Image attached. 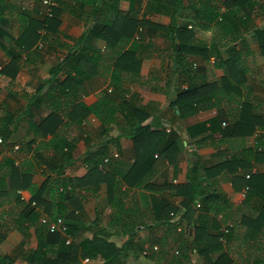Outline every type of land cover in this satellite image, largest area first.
Segmentation results:
<instances>
[{
    "label": "trees",
    "instance_id": "1",
    "mask_svg": "<svg viewBox=\"0 0 264 264\" xmlns=\"http://www.w3.org/2000/svg\"><path fill=\"white\" fill-rule=\"evenodd\" d=\"M70 1L74 2L72 10L89 9L91 18L97 15L107 18L100 21V24H94L83 34V39L100 40L105 44L102 53L86 52L84 60L91 65L96 64L95 61L105 63L106 68L111 69V84L115 87H121L123 74H130L132 82L141 83L140 70L144 60L141 52L151 48L152 36L162 34L170 39L175 69L178 70L182 66L186 72L191 69V65L185 62L188 56H201L205 61L211 56L207 44L196 43L189 27L208 29L214 26L223 39L233 44L226 49L228 59L215 64L223 69V76L218 81L191 85L177 94L171 106L175 108L181 120L204 107H217L218 99H223L222 94L226 95L227 100H231L232 94L227 92L226 88L243 84H240V79L237 84H234L233 80L237 81L234 79L236 75H245L239 58L250 56L249 50L239 51L237 44L243 43L244 34L254 21L253 16H261L264 20V0H223V10L211 7L206 1V5H201L193 16L186 18L188 22L179 23V13L184 6V0H147L145 15L141 18L133 15V5L139 0ZM122 1L129 2V11L120 9ZM2 3L3 0H0V6ZM58 5L52 9V17L47 18L38 30L43 29L46 23L47 32H56L60 13ZM161 10L169 15L168 25L146 18V15L160 13ZM252 34L257 41L259 53L264 57V26L256 28ZM36 39L37 36H34V41ZM64 65H60V68ZM236 95L239 96L237 93L234 96ZM239 105V115L232 123H227L224 112L217 111L214 117L190 128L188 135L190 138L201 137L196 141V145L216 134L222 138L251 135L254 131L249 121V118H254L249 110L251 103L242 102ZM77 108L82 111V119L93 115L100 122L104 133L118 122L117 117L120 114L125 122V136L133 142L134 163L129 170L124 171L122 163L111 158L110 150L105 145L106 142H103L87 150L83 158L87 172L83 177L63 176L64 166L58 168V165H68L72 161L71 142L54 133L55 128H48L50 124L59 123L57 114L51 112L36 127L37 132L42 135L51 134L48 144L54 149V157L48 161L38 157L50 174L43 170L45 181L35 192L31 189V199L25 202L18 192L32 187V172L22 169L29 166L28 163L21 167L15 165V161L8 154L12 146L6 143L10 133L6 127L0 129V137L3 139L0 147V244L12 231H17L22 236L12 255L0 257V264H16L18 258L25 264H80L85 259H101V264H127L126 253L133 248L137 229L143 222L135 207L126 206L125 198L134 189L155 190L149 183L153 175L155 153L164 155L174 172L178 169L177 161L172 157L177 151L176 137L152 131L149 126L142 125L148 117L142 108L128 105L124 100L123 105L117 103L107 93H101L92 106L79 104ZM258 120L256 124L264 127V117H258ZM243 124L249 126L245 131H241ZM193 130L196 131L195 136ZM205 133L208 135L204 136ZM114 141L112 138L111 142ZM254 147L259 149V152L246 149L231 154L222 165L216 167L231 175V179L226 181L230 182L233 188L237 184L244 189L242 208L229 204L225 196L216 191L200 190L199 183L202 182L201 177L207 169L194 162L189 172L195 173V179L190 175L185 184L168 186L174 191L173 195L181 197L180 207L163 196L161 200L153 203L151 214L153 224L169 227L176 234V239L172 243L167 242V239L152 242L146 258L154 264H193L192 257L196 255L203 264H234L235 258L226 250L230 241L233 242L234 237L240 234V239L237 240L247 248L244 263L264 264V133L256 137ZM247 155H252L253 163L244 167L241 163L248 159ZM105 158L109 160L104 164ZM238 168L242 172H239ZM252 168L255 173L246 178ZM101 184L105 186L110 206V222L106 228L98 224H84L76 215V212L83 210L89 198L95 197ZM180 208L184 209L181 221L171 223V214H180ZM42 218L50 221L63 219L71 243L66 245L63 235L50 233L47 227L41 224ZM178 227L182 228L181 232L177 231ZM31 229L35 246L25 249L30 245ZM85 231H92L91 238L83 237ZM110 231L127 238L121 247L110 241L109 238L113 234ZM139 245L142 248L143 243Z\"/></svg>",
    "mask_w": 264,
    "mask_h": 264
},
{
    "label": "crops",
    "instance_id": "2",
    "mask_svg": "<svg viewBox=\"0 0 264 264\" xmlns=\"http://www.w3.org/2000/svg\"><path fill=\"white\" fill-rule=\"evenodd\" d=\"M59 1V26L56 32H47L46 23L43 29L38 30L47 18L52 17H48L42 0H3L0 6V129L6 127L10 133L6 143L12 146L8 154L15 161V165L21 167L28 163L29 166L22 169L32 172V187L20 190L18 193L23 201L29 202L31 189L35 192L45 181L43 170L50 174L38 157L46 161L54 157V149H51L48 144L51 134L42 135L41 132V134L37 132L36 127L51 112L57 114L59 123L50 124L48 128L51 130L55 128L54 133L64 136L71 142L72 161L68 165L64 163L61 166L58 165V168L64 166L63 176L65 177L80 178L87 172L83 158L91 146L106 142L111 158L114 159L113 153L118 154V158L114 160L122 163L124 171L129 170L133 165L135 152L132 140L125 136V122L120 114L117 117L118 122L111 125V129L104 133L100 122L93 115L82 119V111L77 108L78 105L92 106L101 93H107L117 103L123 105L124 100L128 105L142 108L148 115L142 125L149 126L152 131L174 135L177 142L175 144L177 151L172 156L177 161V171L174 172L175 170L164 155L160 152L155 153L153 175L149 179V183L155 190L134 189L124 200L127 207L137 209L138 217H141L143 222V225L137 229L135 244L132 243L133 248L126 253V262L127 264H154L145 257L149 245L163 239L172 243L176 239V234L169 227L153 224L151 207L163 196L168 197L180 207L181 197L173 195L174 191H171L168 186L185 184L190 175L195 179V173L189 172L193 162L207 169L201 177L200 190L216 191L225 196L229 204L242 208L244 189L237 184L233 188L232 184L226 181L231 179V175L216 167L222 165L231 154L240 153L246 149L259 152V149L256 150L254 146L256 137L264 133V127L256 124L259 122L258 117H264V57L258 51L257 41L252 31L262 28L264 20L261 16H253L254 21L247 29L248 32L244 34L243 43L237 44L239 51L249 50L250 56L245 55L239 58L245 75H236L234 79L237 81L233 80L234 84H237L240 79V84H243L226 88L227 92L232 94L231 100H227L226 95L222 94L223 99H218L217 107H204L181 120L175 108L171 106L177 94L191 85L218 81L223 76V69L215 64L228 59L226 49L233 44L223 39L214 26L208 29L199 26L189 27L196 43L207 44L211 56L208 61L201 56H188L185 62L191 65V69L190 72H186L182 66L178 70L175 69L170 39L162 34L152 36L151 48L141 52L144 59L140 70L141 83L132 82L130 74H123L121 87H115L111 84V69L106 68L105 63L95 61L96 64L91 65L84 60L87 56L86 52L87 54L93 51L102 53L105 44L100 40L83 39V34L94 24H100V21H105L107 18L104 15L91 18L89 9L75 11L72 10L74 2ZM206 1L213 8H221V10L224 8L223 0H184L178 23L188 22L186 18L193 16L201 5H206ZM146 6L147 0L135 2L133 15L136 18L143 17ZM120 9L124 12L129 11V2L122 1ZM160 13L146 15V18L168 25L169 15ZM34 36H37L35 41ZM60 65L64 66L60 68ZM236 93L239 96H234ZM242 102L251 103L249 110L254 117L249 118L250 125L254 127L251 135L222 138L216 134L201 141L200 145H196L200 136L190 138L188 135L190 128L214 117L217 111L224 112L227 123H232L239 115V104ZM246 124H243L241 131L249 127ZM195 132V130L192 131L194 136ZM207 135V133L204 134V136ZM112 138L115 139L114 142H111ZM247 156L248 159L241 163L244 167L253 163L252 155ZM238 171L242 172L240 168ZM253 173H255L254 168L247 175ZM183 210L180 208V216ZM76 215L84 224L90 226L98 224L105 228L108 226L110 206L104 184L99 186L95 197L89 198L83 210L76 212ZM171 223H174L173 220ZM30 233V245L25 249L35 246L33 229ZM91 236L92 231H85L83 234V237L88 239ZM239 236L240 234L235 236L233 242L230 241L226 252L235 258L234 264H245L247 248L237 240L240 239ZM109 239L115 246L121 247L127 238L113 233ZM21 240L22 236L19 232H10L0 244V257L12 255ZM141 242L142 248L139 245ZM192 261L193 264H203L196 255L192 257ZM20 262L22 261L18 258L16 264ZM101 263V259L95 261L85 259L80 262V264Z\"/></svg>",
    "mask_w": 264,
    "mask_h": 264
},
{
    "label": "built area",
    "instance_id": "3",
    "mask_svg": "<svg viewBox=\"0 0 264 264\" xmlns=\"http://www.w3.org/2000/svg\"><path fill=\"white\" fill-rule=\"evenodd\" d=\"M42 4L45 6V8L47 10L48 17H51L52 16V9L58 5V0H42ZM2 144H3V139L0 137V146ZM112 157L114 159H117L118 154L113 153ZM108 160H109L108 158H105L103 160V163L104 164L107 163ZM246 178H249V175H246ZM198 207H199V205L196 206V208H198ZM171 216H172V220L174 223L181 221V216L179 214L178 215L171 214ZM41 224L45 225L50 233H59V234L63 235L65 237V244L66 245H69L71 243V238L68 234V229H67V226L65 225V222L63 221V219L57 218L55 220L50 221L47 218H42ZM177 231L181 232L182 228L178 227ZM154 249H156V248H154Z\"/></svg>",
    "mask_w": 264,
    "mask_h": 264
},
{
    "label": "rangeland",
    "instance_id": "4",
    "mask_svg": "<svg viewBox=\"0 0 264 264\" xmlns=\"http://www.w3.org/2000/svg\"><path fill=\"white\" fill-rule=\"evenodd\" d=\"M144 261L147 263V261H146V260H144ZM19 264H24V263L20 262Z\"/></svg>",
    "mask_w": 264,
    "mask_h": 264
}]
</instances>
